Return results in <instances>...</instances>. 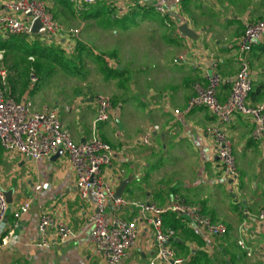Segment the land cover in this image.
Listing matches in <instances>:
<instances>
[{"label":"crops","instance_id":"1","mask_svg":"<svg viewBox=\"0 0 264 264\" xmlns=\"http://www.w3.org/2000/svg\"><path fill=\"white\" fill-rule=\"evenodd\" d=\"M11 1L15 0H0V12ZM45 1L48 9L56 10L57 5L64 16L68 15L66 7H75L60 0ZM191 1L187 10L169 6L162 15L145 0H98L116 9L119 16L140 17L141 12L147 18L122 29L112 25L114 31L103 33L114 34L111 56L91 53L83 44L84 60L88 54L96 66V77L109 86L94 89L91 76L84 79L80 118L61 104L49 107L57 110L76 142L98 137L113 147L112 163L102 169V175L114 191L123 181H130L123 194L130 205L119 209L109 202L108 218L132 220L142 205L166 208L178 195L187 203L200 205L205 215L229 228L225 237L212 238L185 217L165 215L164 227L176 234L169 245L183 264H264V222L257 219L264 210V142L253 140L254 124L249 117L235 115L230 124L222 126L239 171L236 179H228L207 132L218 121L205 108L186 112L214 64L224 81L219 97L227 99L230 81L239 70L238 44L244 27L264 19V0ZM88 6L92 5L82 8ZM184 24L192 37L180 31ZM72 36L62 32L52 42L70 49L75 45ZM0 37L7 35L0 30ZM97 57L119 74L109 76ZM247 58L253 82L248 103L258 106L264 102V39L250 48ZM107 89H112L114 100L104 92ZM118 89L121 93L117 95ZM100 96L114 101V108L112 104L109 122L96 124ZM25 100H31L30 95L21 98ZM34 103L38 108L47 106L39 100ZM0 189L13 192L4 236L18 225L8 243L0 242V264H107L91 243L89 220L95 205L80 198L65 153L55 160L32 161L7 153L0 144ZM25 204L31 205L29 211L16 217ZM47 213L69 225L75 238L60 243L52 229V247L40 251L36 247L41 238L39 225ZM156 257L152 229L140 222L137 243L121 264H163Z\"/></svg>","mask_w":264,"mask_h":264},{"label":"built area","instance_id":"2","mask_svg":"<svg viewBox=\"0 0 264 264\" xmlns=\"http://www.w3.org/2000/svg\"><path fill=\"white\" fill-rule=\"evenodd\" d=\"M81 8L83 5H93L98 0H60ZM156 10L162 15L167 14L169 6H179L183 0H150ZM22 20H21V19ZM39 20L46 30V39L54 41L63 32L49 11L45 0H15L3 5L0 12V30L2 33L15 36H33L32 24ZM79 34V31H72ZM264 39V19L248 23L244 27L243 36L239 41V70L230 81L231 90L225 101L219 97L223 80L216 70V64L206 72V84L197 87L196 94L189 100L186 112L205 108L218 121V125L208 129V134L214 141L216 155L222 171L228 179H236L239 171L233 148L222 126L232 122L235 115L249 117L254 124L252 138L256 142H264V102L258 106L249 105L253 92L250 62L247 55L250 48ZM6 50H0V62L4 60ZM7 80V72L0 71V144L7 153H17L32 161L50 159L63 151L69 158L77 178L79 196L84 201L93 202L95 213L89 223L93 227L91 243L96 253L107 264H121L128 252L135 247L138 239V226L146 222L153 232V246L157 251V261L163 264H183L174 249L168 243L175 239V231L164 227V217L168 213L178 214L187 218L208 237L221 238L229 233L226 224L213 221L202 212L197 204L187 203L182 197L175 195L172 204L166 208L155 205H142L140 214L132 220L122 217L108 218V204L113 201L119 209L128 207V201L114 200L115 191L103 178L102 169L112 163L113 147L99 139L90 138L84 142H76L70 129L65 127L56 109L44 106L38 108L31 100L17 101L8 95L3 88ZM33 86L38 83L36 75L32 74ZM69 112V109L67 110ZM112 101L107 96L98 99V111L95 123H107L111 120ZM30 204H25L16 215L27 213ZM9 204L0 189V242L8 243L14 235L15 227L7 231L6 216ZM257 219L264 222V210ZM55 229L59 242L65 243L75 238L72 228L58 222L51 214H45L39 225L41 238L36 243L40 251L52 247L50 230ZM246 249L243 241L238 242ZM250 255V253L248 254ZM151 264H156L153 261Z\"/></svg>","mask_w":264,"mask_h":264},{"label":"rangeland","instance_id":"3","mask_svg":"<svg viewBox=\"0 0 264 264\" xmlns=\"http://www.w3.org/2000/svg\"><path fill=\"white\" fill-rule=\"evenodd\" d=\"M145 1L152 4L150 0ZM191 4V0H186L179 6L187 10ZM56 7V10L49 9V11L62 28L63 33L72 34V31H79V34L72 36L75 45L77 43L85 44L91 53L107 56H111L112 51L109 48L115 41L113 32L106 34L108 30L114 31L112 25L122 29L123 26L132 25L137 19L144 21L147 18L141 12L139 13L140 17L119 16L116 9L103 2H97L84 8L66 7L67 16L59 12L60 8L57 5ZM118 30L120 29L118 28ZM104 32H106L105 35ZM54 47L58 46L54 44ZM67 53L73 55V51H69V49H67ZM87 56L88 54L84 60V53L81 55V60L76 65L82 74H77L43 54L33 56L27 49L7 50L4 60L0 62V71L5 70L7 72V80L3 88L8 95L16 98L17 101H21L22 97L30 95L34 102L39 100L41 104L47 106L61 104L64 108L66 107V111L72 109V114L80 118L84 111V79L91 76L89 80H92L90 83L94 89L109 86L108 83H103L100 76L96 77V66ZM85 72L87 74L84 77ZM32 74L38 78V83L35 86L31 80ZM104 92L111 95L113 100L115 99L112 89H107ZM116 92L117 95L121 93L119 89L115 90ZM112 104L114 108V101ZM60 111H62L61 107Z\"/></svg>","mask_w":264,"mask_h":264},{"label":"trees","instance_id":"4","mask_svg":"<svg viewBox=\"0 0 264 264\" xmlns=\"http://www.w3.org/2000/svg\"><path fill=\"white\" fill-rule=\"evenodd\" d=\"M54 47V44L51 40L46 38H38L33 36H15L8 35L6 38H0V50H10V49H27L29 53L33 56L45 55L47 58L60 63L66 69L77 73L82 74L80 68L76 65L81 59V55L84 53L85 47L82 43H77L73 46L72 49L73 55L67 53V49L62 45H57ZM103 66L104 70L109 76L113 74H119L118 70H110L107 63L101 58L97 57Z\"/></svg>","mask_w":264,"mask_h":264},{"label":"water","instance_id":"5","mask_svg":"<svg viewBox=\"0 0 264 264\" xmlns=\"http://www.w3.org/2000/svg\"><path fill=\"white\" fill-rule=\"evenodd\" d=\"M180 31L182 33H184L185 35L189 36V37H192L193 36V33L190 31V29H188V26L186 24H184V25L181 26ZM31 33H32V35L34 37H40V38L46 37V35H47L44 26L42 25V23L39 20L35 21L32 24ZM63 154H64V152L62 150L59 151V153L56 156L52 157V160H55V159L59 158ZM129 183H130V181L129 180H126V181H123L120 184V186L115 191L114 200H119V199H122L123 198L124 191H125L126 187L129 185ZM1 191L4 194L7 203L9 205H12V203H13V200H12L13 192L12 191L11 192H5L2 189H1Z\"/></svg>","mask_w":264,"mask_h":264}]
</instances>
